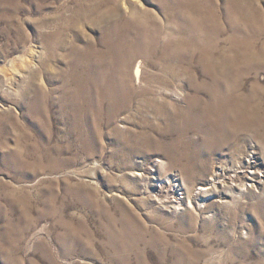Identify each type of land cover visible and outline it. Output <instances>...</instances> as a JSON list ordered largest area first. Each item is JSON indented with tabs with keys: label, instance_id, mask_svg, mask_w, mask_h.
<instances>
[{
	"label": "rangeland",
	"instance_id": "rangeland-1",
	"mask_svg": "<svg viewBox=\"0 0 264 264\" xmlns=\"http://www.w3.org/2000/svg\"><path fill=\"white\" fill-rule=\"evenodd\" d=\"M263 48L264 0H0V264H264V142L199 121Z\"/></svg>",
	"mask_w": 264,
	"mask_h": 264
},
{
	"label": "bare ground",
	"instance_id": "bare-ground-1",
	"mask_svg": "<svg viewBox=\"0 0 264 264\" xmlns=\"http://www.w3.org/2000/svg\"><path fill=\"white\" fill-rule=\"evenodd\" d=\"M250 51L251 50L249 49L236 50L234 53H230L227 56L221 58V69L232 68L236 72L237 76H234L231 72L226 75L232 76L228 78L227 81L228 83L232 82L230 87H234L232 89L234 93L228 102H217L210 114L199 118V121L205 122L209 128H212L213 125H215V128L213 127L212 130H205L207 134L217 135L219 133L218 127L223 124L227 130L229 143L240 138L247 141L257 138L264 142V103L260 102L257 88L259 85L257 82H254L251 93L247 95L242 94L237 88L240 86L239 80L243 81L244 77L249 76V68H255L264 64V48L260 50L258 56H253V53ZM133 71L135 77H138L140 73L139 66L137 65ZM129 100L130 96L126 95L124 100L126 105L123 107L130 105ZM37 103L38 102L31 103V109L33 112H36L39 108H42L40 107L41 105L38 106ZM85 113L82 114L81 119L83 120H85ZM220 119L223 120V123L221 124ZM211 140L216 139L212 137ZM232 166V172L236 174V178H238L240 181V178L242 177L239 174L242 173L243 169L251 168V163L249 161L246 163L245 161L239 160ZM202 169L206 172L209 171L205 166L202 167ZM217 175L218 174L215 173L213 177H216ZM219 177L220 175H218L217 178ZM175 185L177 184H174V186ZM208 189L210 188H204L203 190ZM200 190L202 189L200 188Z\"/></svg>",
	"mask_w": 264,
	"mask_h": 264
}]
</instances>
